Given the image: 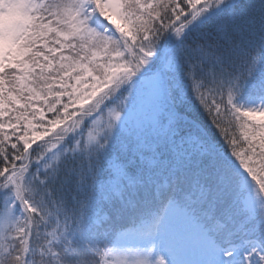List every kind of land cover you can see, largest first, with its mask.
I'll use <instances>...</instances> for the list:
<instances>
[{"label": "snow or ice", "instance_id": "6c2138e0", "mask_svg": "<svg viewBox=\"0 0 264 264\" xmlns=\"http://www.w3.org/2000/svg\"><path fill=\"white\" fill-rule=\"evenodd\" d=\"M0 264H264V0H0Z\"/></svg>", "mask_w": 264, "mask_h": 264}]
</instances>
